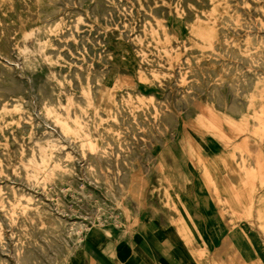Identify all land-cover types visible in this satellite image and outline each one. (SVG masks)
<instances>
[{"label": "rangeland", "instance_id": "obj_1", "mask_svg": "<svg viewBox=\"0 0 264 264\" xmlns=\"http://www.w3.org/2000/svg\"><path fill=\"white\" fill-rule=\"evenodd\" d=\"M0 71V264H148L147 256L185 264L168 231L196 264H226L215 253L236 255L233 238L264 264V169L243 148L249 143L264 162V0H0ZM193 140L204 158L240 176L246 198L235 209L198 187L205 165ZM170 147L171 168L161 157ZM133 176L141 181L140 213L127 182Z\"/></svg>", "mask_w": 264, "mask_h": 264}, {"label": "bare ground", "instance_id": "obj_2", "mask_svg": "<svg viewBox=\"0 0 264 264\" xmlns=\"http://www.w3.org/2000/svg\"><path fill=\"white\" fill-rule=\"evenodd\" d=\"M53 2H54V0H53ZM108 2V1H107ZM134 2H135V0H134ZM144 2V1H143ZM195 3V2H194ZM47 4V3H46ZM76 4V3H75ZM253 4V3H252ZM136 5V4H135ZM46 6V5H45ZM51 7V6H50ZM147 7V6H146ZM120 8V7H119ZM127 8V7H126ZM125 8V9H126ZM121 9V8H120ZM252 10V9H251ZM161 11V10H160ZM62 12V11H61ZM191 12V11H190ZM127 13V12H126ZM133 13V12H132ZM260 13V12H259ZM40 14V13H39ZM253 14V13H252ZM44 15V14H43ZM107 15V14H106ZM110 16V15H109ZM112 16V15H111ZM161 16V15H160ZM165 16V15H164ZM52 17V16H51ZM89 17V16H88ZM93 18V17H92ZM112 18V17H111ZM118 18V17H117ZM129 18V17H128ZM253 18V17H252ZM260 18V17H259ZM86 19V18H85ZM130 19V18H129ZM75 20H77V19H75ZM108 20V19H107ZM78 22H79V20H77ZM98 21H99V19H98ZM107 22V21H106ZM110 22L111 21H109V24H110ZM114 23H115V21H114ZM113 23V24H114ZM77 24V23H76ZM80 24V23H79ZM119 24V23H118ZM59 25V24H58ZM253 25V24H252ZM136 26V25H135ZM89 27V26H88ZM124 27V26H123ZM122 27V28H123ZM248 27V26H247ZM254 27V26H253ZM63 28V27H62ZM76 28V27H75ZM230 29V28H229ZM251 29V28H250ZM253 29V28H252ZM62 30V29H61ZM263 30V29H262ZM41 31V30H40ZM77 31V30H76ZM92 31V30H91ZM139 31V30H138ZM46 32V31H45ZM50 32V31H49ZM124 32V31H123ZM127 32V31H126ZM130 32V31H129ZM48 34V33H47ZM55 34V33H54ZM71 34V33H70ZM104 34V33H103ZM113 34V33H112ZM234 34V33H233ZM260 34V33H259ZM258 34V35H259ZM261 34H262V32H261ZM52 35V34H51ZM111 35V34H110ZM13 36V35H12ZM73 36V35H72ZM91 36V35H90ZM123 36V35H122ZM54 37V36H53ZM128 37V36H127ZM37 38V37H36ZM55 38V37H54ZM71 38V37H70ZM107 38V37H106ZM113 38V37H112ZM13 39V38H12ZM25 39H27V37L25 38ZM96 39V38H95ZM99 40H100V38H99ZM12 41V40H11ZM28 41V40H27ZM39 41V40H38ZM46 41H47V39H46ZM66 42H67V40H65ZM70 41V40H69ZM60 42V41H59ZM71 42V41H70ZM75 42V41H74ZM93 42V41H92ZM105 42V41H104ZM132 42V41H131ZM40 43V42H39ZM38 42H37V45L39 44ZM94 43V42H93ZM97 43V42H96ZM95 43V44H96ZM174 43V42H173ZM28 44V43H27ZM36 44V43H35ZM62 44V43H61ZM98 44V43H97ZM113 44V43H112ZM174 44H176V43H174ZM188 44V43H187ZM14 45V44H13ZM34 45V44H33ZM73 45V44H72ZM15 46V45H14ZM89 46H90V44H89ZM23 47V46H22ZM38 46H36V48H37ZM46 47V46H45ZM91 47V46H90ZM89 47V48H90ZM10 48V47H9ZM14 48V47H13ZM12 48V49H13ZM18 48V47H17ZM39 48V47H38ZM37 48V49H38ZM108 48V47H107ZM49 49V48H48ZM55 49V48H54ZM97 49V48H96ZM9 50V49H8ZM7 50V52H9ZM11 50V49H10ZM44 50V49H43ZM59 50V49H58ZM90 50H92V49H90ZM217 50V49H216ZM13 51V50H12ZM18 51V50H17ZM16 51V52H17ZM79 51V50H78ZM40 52V51H39ZM85 52V51H84ZM24 53V52H23ZM94 53H96V52H94ZM93 53V54H94ZM14 54V53H13ZM70 55V54H69ZM226 55V54H225ZM18 56V55H17ZM46 56H47V54H46ZM106 56V55H105ZM2 57V56H1ZM4 57H6V56H4ZM3 57V58H4ZM49 57V56H48ZM52 57V56H51ZM58 57V56H57ZM56 57V58H57ZM75 57V56H74ZM88 57V56H87ZM104 57V56H103ZM140 57V56H139ZM150 57V56H149ZM43 58H46V57H44L43 56ZM60 58V57H59ZM59 58H57V59H59ZM90 58V57H89ZM97 58V57H96ZM141 58V57H140ZM11 59V58H10ZM40 59H41V57H40ZM101 59H102V57H101ZM17 60V59H16ZM42 60V59H41ZM60 60V59H59ZM92 60V59H91ZM15 61V60H14ZM46 61V60H45ZM64 61V60H63ZM108 61V60H107ZM13 61H11V63H12ZM24 62V61H23ZM44 62V61H43ZM42 62V63H43ZM50 62V61H49ZM57 62V61H56ZM61 62H62V60H61ZM65 62V61H64ZM63 62V63H64ZM106 62V61H105ZM104 62V63H105ZM151 62V61H150ZM164 62V61H163ZM50 63H52V62H50ZM110 63H111V61H110ZM146 63V62H145ZM153 64H155V62L153 63ZM236 64V63H235ZM240 64V63H239ZM3 65V64H2ZM17 65V64H16ZM46 65V64H45ZM52 65V64H51ZM58 65V64H57ZM260 65V64H259ZM11 66V65H10ZM41 66V65H40ZM90 66V65H89ZM99 66V65H98ZM250 66H252V63H251V65ZM8 67V66H7ZM49 67V66H48ZM55 67V66H54ZM88 67V66H87ZM94 67V66H93ZM92 67V68H93ZM158 67V66H157ZM165 67V66H164ZM65 68V67H64ZM70 68V67H69ZM46 69H48V68H46ZM54 69V68H53ZM71 69V68H70ZM177 69V68H176ZM60 70V69H59ZM82 70V69H81ZM97 71V70H96ZM19 72V71H18ZM123 72V71H122ZM258 72V71H257ZM0 73H1V71H0ZM20 73V72H19ZM50 73V72H49ZM98 73V72H97ZM118 73H119V71H118ZM178 73V72H177ZM4 74V73H3ZM23 74V73H22ZM249 74V73H248ZM120 75V74H119ZM211 75H213V74H211ZM253 75V74H252ZM51 76H52V74H51ZM93 76V75H92ZM150 76V75H149ZM90 77V76H89ZM18 78V77H17ZM24 78V77H23ZM34 78V77H33ZM55 78V77H54ZM95 78V77H94ZM180 78V77H179ZM26 79V78H25ZM162 79V78H161ZM169 79V78H168ZM205 79V78H204ZM251 79V78H250ZM178 80V79H177ZM70 81V80H69ZM92 81H93V79H92ZM122 81V80H121ZM134 81V80H133ZM58 82V81H57ZM138 82V81H137ZM162 82V81H161ZM192 82V81H191ZM199 82V81H198ZM206 82V81H205ZM204 82V83H205ZM29 83V82H28ZM59 83V82H58ZM68 83V82H67ZM202 83V82H201ZM207 83V82H206ZM243 83V82H242ZM1 84V83H0ZM189 84V83H188ZM195 84V83H194ZM208 84V83H207ZM215 84V83H214ZM226 84H228L227 83V81H226ZM87 85V84H86ZM97 85V84H96ZM176 85V84H175ZM191 85V84H190ZM196 86H197V84H196ZM195 86V87H196ZM205 86H206V84H205ZM211 86V85H210ZM209 86V87H210ZM244 86V85H243ZM89 87V86H88ZM198 87V86H197ZM203 87V86H202ZM208 87V88H209ZM222 87V86H221ZM70 88V87H69ZM90 88V87H89ZM199 88V87H198ZM219 88H220V86H219ZM223 88V87H222ZM228 88H229V86H228ZM82 89V88H81ZM88 89V88H87ZM93 89H94V87H93ZM192 89V88H191ZM200 89V88H199ZM204 89V88H203ZM213 89V88H212ZM2 90V89H1ZM58 90V89H57ZM196 90V89H195ZM201 90V89H200ZM11 91V90H10ZM91 91V90H90ZM166 91H168V90H166ZM204 91V90H203ZM209 91H211V90H209ZM208 91V92H209ZM131 92V91H130ZM142 92V91H141ZM158 92V91H157ZM193 92V91H192ZM199 92V91H198ZM232 92V91H231ZM244 92V91H243ZM65 93V92H64ZM79 93V92H78ZM181 93V92H180ZM207 93V92H206ZM220 93V92H219ZM60 94V93H59ZM87 94V96H86V98H87V101L90 103V100H91V93L90 92H88V93H85V95ZM140 94V93H139ZM178 94V93H177ZM187 94V93H186ZM192 94V93H191ZM208 94V93H207ZM206 94V95H207ZM221 94V93H220ZM9 95V94H8ZM31 95V94H30ZM82 95V94H81ZM123 95V94H122ZM144 95V94H143ZM188 95V94H187ZM197 95V94H196ZM210 95V94H209ZM215 95V94H214ZM232 95H234V94H232ZM95 96H97V95H95ZM1 97V96H0ZM134 97V96H133ZM179 97V96H178ZM181 97V96H180ZM214 97V96H213ZM223 97V96H222ZM234 97H236V96H234ZM4 98V97H3ZM65 98V97H64ZM73 98V97H72ZM188 98V97H187ZM193 98V97H192ZM202 98H204V97H201V99ZM70 99V98H69ZM170 99V98H169ZM184 99V98H183ZM190 99V98H189ZM198 99V98H197ZM196 99V100H197ZM210 99V98H209ZM212 99V98H211ZM33 100V99H32ZM100 100V99H99ZM185 100V99H184ZM213 100V99H212ZM238 100V99H237ZM9 101V100H8ZM7 101V102H8ZM19 101V100H18ZM134 101V100H133ZM175 101H177V100H175ZM183 101V100H182ZM193 101V100H192ZM205 101V100H204ZM209 101V100H208ZM241 101V100H240ZM24 102V101H23ZM65 102H66V100H65ZM71 102H72V99H71ZM166 102H168V101H166ZM191 102V101H190ZM245 102V101H244ZM70 103V102H69ZM147 103V102H146ZM156 103V102H155ZM173 103V102H172ZM177 103H179V102H177ZM186 104H187V102H185ZM2 104H4V103H2ZM12 104V103H11ZM66 104V103H65ZM157 104V103H156ZM170 104V103H169ZM184 104V103H183ZM198 104H201L200 102L198 103ZM73 105V104H72ZM148 105V104H147ZM238 105V104H237ZM5 106V105H4ZM8 106V105H7ZM11 106H13V105H11ZM23 106V105H22ZM21 106V107H22ZM51 106V105H50ZM87 106V105H86ZM157 106V105H156ZM165 106V105H164ZM169 106V105H168ZM180 106V105H179ZM196 106V105H195ZM24 107V106H23ZM152 107V106H151ZM163 107V106H162ZM165 107H167V106H165ZM188 107V106H187ZM1 108V107H0ZM11 108V107H10ZM46 108V107H45ZM58 108V107H57ZM63 108V107H62ZM61 108V109H62ZM70 108V107H69ZM159 108V107H158ZM164 108V107H163ZM183 108V107H182ZM181 108V109H182ZM23 109V108H22ZM53 109V108H52ZM166 109V108H165ZM174 109H175V107H174ZM45 110V109H44ZM59 110V109H58ZM64 110V109H63ZM173 110V109H172ZM176 110V109H175ZM179 110V109H178ZM188 110V109H187ZM23 111V110H22ZM35 111V110H34ZM45 111H47V110H45ZM52 111V110H51ZM68 111V110H67ZM73 111V110H72ZM82 111V110H81ZM116 111V110H115ZM168 111V110H167ZM170 112H172L171 110H169ZM177 111V110H176ZM199 111V110H198ZM56 112V111H55ZM80 112V111H79ZM125 112V111H124ZM139 112H140V110H139ZM154 112V111H153ZM166 112V111H165ZM69 113V112H68ZM127 113V112H126ZM125 113V114H126ZM138 113V112H137ZM162 113V112H161ZM187 113V112H186ZM185 113V114H186ZM194 113V112H193ZM84 114V113H83ZM148 114H149V112H148ZM164 114V113H163ZM33 115V114H32ZM50 115V114H49ZM65 115H67V114H65ZM69 115H70V113H69ZM68 115V116H69ZM141 115V114H140ZM173 115V114H172ZM24 116V115H23ZM47 116V115H46ZM73 116H74V114H73ZM211 116V115H210ZM49 117V116H48ZM81 117V116H80ZM106 117V116H105ZM131 117V116H130ZM149 117V116H148ZM173 117V116H172ZM175 117V116H174ZM22 118V117H21ZM30 118V117H29ZM32 118V117H31ZM37 118V117H36ZM46 118V117H45ZM53 118V117H52ZM68 118V117H67ZM75 118H77V117H75ZM85 118V117H84ZM150 118V117H149ZM154 118V117H153ZM165 118V117H164ZM163 118V119H164ZM51 119V118H50ZM97 119V118H96ZM127 119V118H126ZM133 119V118H132ZM147 119V118H146ZM158 119V118H157ZM162 119V116H161V121H165V119L163 120ZM22 120V119H21ZM25 120V119H24ZM129 120V119H128ZM174 120V119H173ZM31 121V120H30ZM33 121V120H32ZM38 121V120H37ZM49 121V120H48ZM58 121V123L60 124V126H61V129L62 130H64L65 132H67L69 129H71L68 125H67V121H65V120H63V119H60V118H58L57 120H56V122ZM70 121V120H69ZM90 121V120H89ZM142 121V120H141ZM147 121V120H146ZM157 121H159V120H157ZM157 121H156V123H157ZM176 120H174V122H175ZM7 122H9V121H7ZM22 122V121H21ZM78 122V121H77ZM110 122V121H109ZM133 122V121H132ZM162 122V123H163ZM177 122V121H176ZM30 123V122H29ZM73 123V122H72ZM112 123V122H111ZM119 123V122H118ZM139 123H140V121H139ZM150 123V122H149ZM20 124V123H19ZM23 124V123H22ZM32 124V123H31ZM87 124V123H86ZM104 124V123H103ZM135 124V123H134ZM134 124H132V125H134ZM171 124V123H170ZM21 125V124H20ZM33 125V124H32ZM55 125H57V124H55ZM88 125V124H87ZM114 125V124H113ZM152 125V124H151ZM158 125V124H157ZM156 125V126H157ZM160 125H161V123H160ZM174 125H176V124H174ZM58 126V125H57ZM173 126V125H172ZM6 127V126H5ZM22 127V126H21ZM109 127V126H108ZM131 127V126H130ZM147 127V126H146ZM154 127V126H153ZM177 127V126H176ZM194 127H196L195 125H193V128ZM48 128V127H47ZM56 128V127H55ZM89 128V127H88ZM101 128V127H100ZM132 128V127H131ZM142 128V127H141ZM22 129V128H21ZM60 129V128H59ZM80 131H83V133L85 134V135H88V131H87V129L84 127V126H82V125H80L79 124V128H78ZM151 129V128H150ZM168 129V128H167ZM51 130V129H50ZM101 130H102V128H101ZM123 130V129H122ZM149 130V129H148ZM156 130V129H155ZM172 130V129H171ZM176 130V129H175ZM17 131V130H16ZM28 131H30V129L28 130ZM78 131V130H77ZM136 131V130H135ZM140 131V130H139ZM146 131H147V129H146ZM153 131V130H152ZM159 131V130H158ZM170 131V130H169ZM169 131H168V133H169ZM63 132V131H62ZM61 132V133H62ZM106 132V131H105ZM14 133V132H13ZM121 133V132H120ZM124 134H125V132H123ZM127 133V132H126ZM143 133V132H142ZM158 133V132H157ZM176 133V132H175ZM6 134V133H5ZM20 134V133H19ZM18 134V135H19ZM25 134V133H24ZM26 134H28V133H26ZM79 134V133H78ZM102 134V133H101ZM151 134V133H150ZM172 134V133H171ZM9 135V134H8ZM12 135V134H11ZM13 135H15V134H13ZM43 135V134H42ZM54 135V134H53ZM154 135V134H153ZM59 136V135H58ZM97 136V135H96ZM110 136V135H109ZM117 136V135H116ZM149 136V135H148ZM152 136V135H151ZM159 136V135H158ZM13 137H15V136H13ZM19 137V136H18ZM17 137V138H18ZM24 137V136H23ZM34 137V136H33ZM53 137V136H52ZM67 137V136H66ZM122 137V136H121ZM153 137V136H152ZM195 137V136H194ZM10 138V137H9ZM25 138V137H24ZM139 138V137H138ZM137 138V139H138ZM142 138V137H141ZM173 138V137H172ZM196 138V137H195ZM16 139V138H15ZM110 139H111V137H110ZM109 139V140H110ZM120 139V138H119ZM128 139V138H127ZM145 139V138H144ZM151 139V138H150ZM158 139H159V137H158ZM10 140V139H9ZM19 140V139H18ZM48 140V139H47ZM53 140V139H52ZM65 140H66V138H65ZM69 140V139H68ZM93 140V139H92ZM112 140V139H111ZM133 140V139H132ZM139 140V139H138ZM157 140V139H156ZM173 140V139H172ZM171 140V141H172ZM13 141V140H12ZM20 141V140H19ZM27 141V140H26ZM49 141V140H48ZM54 141V140H53ZM63 141V140H62ZM71 141V140H70ZM113 141V140H112ZM116 141H117V139H116ZM131 141V140H130ZM144 141V140H143ZM146 141V140H145ZM149 141V140H148ZM151 141H153L152 139H151ZM163 141V140H162ZM59 142V141H58ZM64 142V141H63ZM128 142V141H127ZM140 142V141H139ZM154 142H156V141H154ZM153 142V143H154ZM14 143H15V141H14ZM48 143V142H47ZM103 143V142H102ZM112 143V142H111ZM121 143V142H120ZM123 143V142H122ZM144 143H146V142H144ZM19 144V143H18ZM34 144H36V143H34ZM65 144V143H64ZM69 144V143H68ZM118 144V143H117ZM125 144V143H124ZM140 144V143H139ZM148 144V143H147ZM150 144H152V143H150ZM56 145V144H55ZM85 145V144H84ZM116 145V144H115ZM126 145H128V144H126ZM192 145H193V149L195 150V152L198 154V155H200V158H202L203 160H204V165H205V175L202 177V179L200 180V184L198 185V187L200 188V190L202 191V189H204V190H208L209 192H213V193H215L219 198H220V200L224 203V204H226L228 207H231L232 209H235V206H236V200L238 199V198H241V197H245L246 198V196H245V194L243 193V192H241L240 191V188H239V184H240V181H241V178H240V176L237 174V173H235L233 170H231L227 165H226V163H225V166H223L224 168L221 170V166L219 167V165L216 163L217 161L215 160V158L214 157H210L209 159H206V158H204V154L202 153V147H201V145H200V143L196 140V141H194L193 140V143H192ZM23 146V145H22ZM80 146V145H79ZM82 146H83V144H82ZM110 146V145H109ZM117 146V145H116ZM146 146V145H145ZM163 146V145H162ZM1 147V146H0ZM24 147V146H23ZM37 147V146H36ZM43 147V146H42ZM68 147V146H67ZM85 147V146H84ZM84 147H83V149H84ZM126 147V146H125ZM131 147V146H130ZM136 147V146H135ZM139 147V146H138ZM149 147V146H148ZM147 147V148H148ZM17 148V147H16ZM100 148V147H99ZM114 148V147H113ZM119 148V147H118ZM118 148H117V150H118ZM121 148V147H120ZM133 148V147H132ZM243 148H244V150L246 151V153L250 156V158L252 159V163L254 164V168L256 169V170H259V171H262L263 169H264V162H263V160H262V158L260 157V155L257 153V151L255 150V147H253L252 145H250L249 143H244L243 144ZM21 149V148H20ZM30 149V148H29ZM33 149V148H32ZM67 149V148H66ZM90 149L94 152V155H96V157H97V154H96V148H95V144H93V143H91L90 144ZM134 149V148H133ZM257 149V148H256ZM5 150V149H4ZM10 150H12V149H10ZM16 150V149H15ZM14 150V151H15ZM19 150V149H18ZM55 150V149H54ZM71 150V149H70ZM82 150V149H81ZM130 150V149H129ZM148 150H149V148H148ZM6 151V150H5ZM32 151V150H31ZM40 151V150H39ZM46 151V150H45ZM72 151H74V150H72ZM113 151V150H112ZM131 151H132V149H131ZM141 151H143V149L141 150ZM173 151V147H170L169 149H167V151H165V152H163L162 153V155H161V157H162V165H164V166H166V167H169V168H171L173 165H174V162H175V158H174V156L171 154V152ZM88 152V151H87ZM115 152V151H114ZM125 152V151H124ZM12 153V152H11ZM19 153V152H18ZM45 153V152H44ZM81 153H83V152H81ZM123 153V152H122ZM122 153H120V154H122ZM131 153H133V152H131ZM135 153V152H134ZM14 154V153H13ZM12 154V155H13ZM47 154V153H46ZM52 154V153H51ZM51 154H49V156L51 155ZM59 154V153H58ZM114 154V153H113ZM124 154V153H123ZM146 154V153H145ZM150 154V153H149ZM17 155V154H16ZM140 155V154H139ZM67 156V155H66ZM110 156V155H109ZM132 156V155H131ZM137 156V155H136ZM25 157V156H24ZM41 157V156H40ZM44 157V156H43ZM55 157V156H54ZM71 157V156H70ZM95 157V156H94ZM107 157V156H106ZM105 157V158H106ZM115 157V156H114ZM122 157V156H121ZM139 157V156H138ZM150 157V156H149ZM17 158V157H16ZM19 158V157H18ZM17 158V159H18ZM27 158V157H26ZM45 158V157H44ZM100 158V157H99ZM108 158V157H107ZM130 158V157H129ZM134 158V157H133ZM8 159V158H7ZM14 159V158H13ZM20 159V158H19ZM57 159V158H56ZM104 159V158H103ZM121 159V158H120ZM16 160V159H15ZM39 160V159H38ZM83 160V159H82ZM107 160V159H106ZM114 160V159H113ZM124 160H126V159H124ZM137 160H138V158H137ZM139 160H140V158H139ZM34 161V160H33ZM104 161V160H103ZM103 161H101V162H103ZM116 161V160H115ZM118 161H119V159H118ZM149 161V160H148ZM2 162V161H1ZM17 162V161H16ZM19 162V161H18ZM17 162V163H18ZM23 162V161H22ZM25 162V161H24ZM40 162V161H39ZM44 162V164H46V161H43ZM62 162H63V160H62ZM61 162V163H62ZM69 162V161H68ZM87 162V161H86ZM98 162V161H97ZM100 162V161H99ZM122 162V161H121ZM125 162V161H124ZM131 162H133V160H131ZM140 162V161H139ZM150 162V161H149ZM27 163V162H26ZM80 163V162H79ZM105 163V162H104ZM112 163V162H111ZM116 163V162H115ZM130 163V162H129ZM143 163V162H142ZM2 164V163H1ZM7 164V163H6ZM16 164V163H15ZM70 164V163H69ZM103 164V163H102ZM120 164V163H119ZM124 164H126V163H124ZM132 164V163H131ZM145 164V163H144ZM154 164V163H153ZM14 165V164H13ZM54 165V164H53ZM90 165V164H89ZM114 165H116V164H114ZM2 166V165H1ZM11 167H12V165H10ZM24 166H26V165H24ZM66 166V165H65ZM103 166V165H102ZM113 166V165H112ZM117 166V165H116ZM133 166V165H132ZM7 167V166H6ZM50 167V166H49ZM58 167V166H57ZM82 167V166H81ZM123 167V166H122ZM143 167V166H142ZM157 167H159V166H157ZM1 168V167H0ZM22 168V167H21ZM116 168V167H115ZM120 168V167H119ZM129 168V167H128ZM9 169V168H8ZM53 169V168H52ZM51 169V170H52ZM58 169V168H57ZM86 169H87V167H86ZM94 169V168H93ZM126 168H123V170H125ZM144 170H142V173H145V172H148V170L150 169V167L148 166V165H146L144 168H143ZM3 170V169H2ZM17 170V169H16ZM50 170V171H51ZM65 170V169H64ZM95 170V169H94ZM97 170V169H96ZM117 170V169H116ZM119 170V169H118ZM225 170V171H224ZM22 171H23V169H22ZM30 171V170H29ZM49 171V170H48ZM67 171V170H66ZM71 171V170H70ZM89 171V170H88ZM9 172H11V171H9ZM20 172V171H19ZM94 172V171H93ZM116 172V171H115ZM120 172V171H119ZM128 172V171H127ZM17 173V172H16ZM26 173H28V172H26ZM25 173V174H26ZM47 173V172H46ZM54 173V172H53ZM56 173V172H55ZM102 173V172H101ZM100 173V174H101ZM112 173V172H111ZM117 173V172H116ZM115 173V174H116ZM149 173V172H148ZM30 174V173H29ZM48 174V173H47ZM50 174V173H49ZM61 174V173H60ZM89 174V173H88ZM103 174V173H102ZM120 174V173H119ZM118 174V175H119ZM146 174V173H145ZM17 175V174H16ZM30 175H32V174H30ZM41 175V174H40ZM110 175V174H109ZM18 176H20V175H18ZM45 176V175H44ZM53 176V175H52ZM64 176V175H63ZM70 176V175H69ZM102 176V175H101ZM117 176V175H116ZM121 176H122V173H121ZM124 176V175H123ZM128 176H129V174H128ZM147 176V175H146ZM155 176V175H154ZM1 177H3V176H1ZM16 177V176H15ZM21 177V176H20ZM46 177V176H45ZM62 177V176H61ZM74 177V176H73ZM83 177V176H82ZM103 177V176H102ZM106 177V178H105ZM104 178L106 179V180H108V177L107 176H105ZM157 177H159V176H157ZM4 178V177H3ZM6 178V177H5ZM25 178V177H24ZM28 178H30V177H28ZM92 178V177H91ZM117 178H119L118 176H117ZM117 178H115V179H117ZM7 179V178H6ZM13 179V178H12ZM73 179V178H72ZM113 179V178H112ZM125 179V178H124ZM26 180V179H25ZM59 180V179H58ZM62 180V179H61ZM64 180V179H63ZM84 180V179H83ZM119 180V179H118ZM156 180V179H155ZM32 181V180H31ZM31 181H30V183H31ZM46 181H47V179H46ZM46 181H44V182H46ZM50 181V180H49ZM95 181V180H94ZM102 181V180H101ZM105 181V180H104ZM112 181V180H111ZM157 181V180H156ZM1 182V181H0ZM13 182V181H12ZM11 182V183H12ZM34 182V181H33ZM57 182V181H56ZM116 182V181H115ZM124 182V181H123ZM127 182H129V187H130V190H131V194H132V197L134 198V201H135V205L134 206H136V209H137V211H138V213H140V211H141V200H140V196H141V192H140V188H141V181H140V177L139 176H133L132 178H130V180L128 181L127 180ZM21 183V182H20ZM29 183V184H30ZM35 183V182H34ZM54 183H55V181H54ZM105 183V182H104ZM122 183V182H121ZM155 183V182H154ZM89 184H92V183H89ZM118 184V183H117ZM124 183H122V185H123ZM28 185V184H27ZM35 185V184H34ZM46 185V184H45ZM50 185V184H49ZM69 185V184H68ZM81 185V184H80ZM104 185V184H103ZM115 185V184H114ZM128 185V184H127ZM1 186V185H0ZM8 186V185H7ZM17 186V185H16ZM22 186H24V185H22ZM40 186V185H39ZM85 186V185H84ZM95 186V185H94ZM118 186H120V185H118ZM37 187V186H36ZM121 187V186H120ZM5 188V187H4ZM24 188V187H23ZM32 188V187H31ZM58 188V187H57ZM60 188H62V187H60ZM125 188H127V186L125 187ZM56 189V188H55ZM64 189V188H63ZM117 189L119 190V188L117 187ZM122 189V188H121ZM123 189H124V187H123ZM149 189V188H148ZM12 190V189H11ZM32 190V189H31ZM50 190V189H49ZM105 190V189H104ZM109 190V189H108ZM18 191V190H17ZM23 191V190H22ZM30 191V190H29ZM52 191V190H51ZM36 192V191H35ZM46 192V191H45ZM105 192V191H104ZM117 192H119V191H117ZM149 192V191H148ZM5 193V192H4ZM24 193V192H23ZM106 193V192H105ZM111 193V192H110ZM157 193V192H156ZM155 193V194H156ZM25 194V193H24ZM55 194V193H54ZM79 194V193H78ZM84 194V192H82V195ZM123 194V193H122ZM161 194V193H160ZM10 195V194H9ZM28 195V194H27ZM57 195V194H56ZM109 195V194H108ZM3 196V195H2ZM23 196V195H22ZM43 196H45V195H43ZM150 196V195H149ZM51 197V196H50ZM90 197V196H89ZM111 197V196H110ZM109 197V198H110ZM29 198V197H28ZM27 198V199H28ZM37 198V197H36ZM90 199V198H89ZM8 200V199H7ZM33 200V199H32ZM108 200V199H107ZM113 200V199H112ZM200 200V199H199ZM30 201V200H29ZM38 201V200H37ZM48 201V200H47ZM57 201V200H56ZM81 201V200H80ZM200 201H202L205 205H207V199H206V197H204L203 199L201 198V200ZM16 202V201H15ZM19 203H20V201H18ZM97 202V201H96ZM14 203V202H13ZM102 203V202H101ZM108 203H110V202H108ZM112 203V202H111ZM155 203V202H154ZM5 204V203H4ZM27 204V203H26ZM59 204V203H58ZM81 204V203H80ZM95 204V203H94ZM28 205V204H27ZM97 205V204H96ZM10 206V205H9ZM22 206H23V204H22ZM28 207V206H27ZM39 207V206H38ZM62 207V206H61ZM85 207V206H84ZM107 207V206H106ZM0 208H2V207H0ZM31 208V207H30ZM36 208V207H35ZM92 208V207H91ZM94 208H96V207H94ZM108 208V207H107ZM133 208V207H132ZM9 209H10V207H9ZM38 209V208H37ZM167 209V208H166ZM59 210V209H58ZM115 210V209H114ZM36 211V210H35ZM43 211V210H42ZM98 211V210H97ZM8 212V211H7ZM24 212H26V211H24ZM38 212V211H37ZM37 212H35V213H37ZM73 212V211H72ZM91 212V211H90ZM94 212V211H93ZM150 212V211H149ZM2 213V212H1ZM4 213V212H3ZM19 213H21V212H18V215H19ZM27 213V212H26ZM104 213V212H103ZM8 214V213H7ZM10 214V213H9ZM8 214V215H9ZM42 214V213H41ZM45 214V213H44ZM150 214H153V213H150ZM1 215V214H0ZM53 215V214H52ZM86 215V214H85ZM136 215H137V213H136ZM6 216V215H5ZM10 216V215H9ZM20 216V215H19ZM22 216V215H21ZM37 216V215H36ZM64 216V215H63ZM110 216V215H109ZM1 217V216H0ZM8 217V216H7ZM3 218V217H2ZM20 218V217H19ZM25 218H26V216H25ZM27 218H29V217H27ZM46 218V217H45ZM87 218V217H86ZM93 218H97L98 220V222H99V224H102V221H101V219L99 218V215H98V212L93 216ZM92 217H91V219H93ZM105 218V217H104ZM109 218V217H108ZM154 217L152 216V219H153ZM161 218V217H160ZM3 219H5V218H3ZM2 219V220H3ZM13 219V218H12ZM34 219V218H33ZM48 219V218H47ZM55 219V218H54ZM89 219V218H88ZM163 219V218H162ZM51 220V219H50ZM16 221V220H15ZM32 221V220H31ZM84 221V220H83ZM87 221V220H86ZM1 222V221H0ZM4 222H5V220H4ZM13 222V221H12ZM19 221H17V223H18ZM45 222V221H44ZM93 222V221H92ZM40 223V222H39ZM60 223V222H59ZM75 223V222H74ZM12 224V223H11ZM36 224V223H35ZM44 224V223H43ZM17 225V224H16ZM29 225V224H28ZM252 225V224H251ZM7 226V225H6ZM12 226V225H11ZM32 226V225H31ZM48 226V225H47ZM51 226V225H50ZM56 226V225H55ZM67 226V225H66ZM74 226V225H73ZM1 228V227H0ZM12 228V227H11ZM17 228V227H16ZM41 228V227H40ZM4 229V228H3ZM6 229V228H5ZM10 229V228H9ZM22 229V228H21ZM58 229V228H57ZM142 229V231H143V233H145V235L151 240V237L150 236H148V231H147V228L146 227H142L141 228ZM1 230V229H0ZM40 230V229H39ZM44 230V229H43ZM49 230V229H48ZM47 230V231H48ZM52 230V229H51ZM56 230V229H55ZM183 230H185L186 232H188V231H190L191 233H193L194 234V237L196 238V237H198L197 236V233H196V230H195V227H193V226H190V225H188V224H185L184 225V229ZM5 231V230H4ZM22 231V230H21ZM27 231H29V230H27ZM54 231V230H53ZM79 231V230H78ZM159 231V230H158ZM1 232V231H0ZM12 232V231H11ZM24 232V231H23ZM2 234H3V232H1ZM5 233V232H4ZM13 233V232H12ZM58 233H59V231H58ZM160 234V233H159ZM158 234V235H159ZM4 235V234H3ZM8 235V234H7ZM10 235V234H9ZM15 235V234H14ZM13 235V236H14ZM85 235V234H84ZM138 235V234H137ZM19 236V235H18ZM23 236V235H22ZM57 236V235H56ZM80 236V235H79ZM167 236L171 239V241L173 242V244H174V247H175V249L177 250V253H178V256L181 258V260L185 263V264H196V260H195V256L192 254V253H190L186 248H185V245H184V243L182 242V240H181V238L177 235V234H175V233H172V231H168V233H167ZM3 237V236H2ZM1 237V238H2ZM11 237V236H10ZM15 237V236H14ZM14 237H12V238H14ZM67 237V236H66ZM78 237V236H77ZM5 237H3V239H4ZM7 238V237H6ZM28 238V237H27ZM142 238V237H141ZM164 238V237H163ZM16 239V238H15ZM6 240V239H5ZM12 240V239H11ZM18 240V239H17ZM78 240H79V242L81 243V244H83L84 242H83V237L82 236H80L79 238H78ZM3 241V240H2ZM9 241V240H8ZM24 241V240H23ZM230 241V240H229ZM232 241H234V244H233V247H231V248H234L236 251H237V254L236 255H234L232 252H229V250H227V249H225V250H222L221 248H220V250L217 252V253H215V258H218L219 256H220V254L221 255H226V258H227V261H226V264H258V262H256V260H254V258L251 256V257H249V256H247V254L246 253H249L248 252V246H247V244H246V242H244V240H242V239H239V238H236V240H234V238L232 239ZM1 242V241H0ZM228 242V241H227ZM226 242V243H227ZM22 243V242H21ZM37 243V242H36ZM47 243V242H46ZM124 244V243H123ZM122 244V245H123ZM9 245V244H8ZM35 245V244H34ZM126 245V244H125ZM11 246V245H10ZM13 246V245H12ZM16 246V245H15ZM14 246V247H15ZM143 246V245H142ZM205 246H206V244H205ZM6 247V246H5ZM7 248H9L10 249V247H7ZM84 248H85V257H90V254H89V250L86 248V246H85V244H84ZM8 249V250H9ZM26 249V248H25ZM7 250V249H6ZM6 250H4V251H6ZM73 250V249H72ZM153 250V249H152ZM204 250V247H202L201 248V251H203ZM75 251V250H74ZM132 251V250H131ZM130 251V252H131ZM17 252V251H16ZM151 252V251H150ZM2 253V252H1ZM119 253H121V252H119ZM125 253V252H124ZM5 254V253H4ZM16 254V253H15ZM75 254V253H74ZM159 254V253H158ZM9 256H10V254H9ZM20 256H21V254H20ZM8 257V256H7ZM16 257V256H15ZM26 257V256H25ZM6 258V257H5ZM11 258H12V256H11ZM10 258V259H11ZM69 258V257H68ZM62 259H64V258H62ZM66 260V259H65ZM87 261V260H86ZM2 262V261H1ZM18 262V261H17ZM132 262V261H131ZM6 263V262H5ZM16 263V262H15ZM19 263V262H18ZM129 263H130V261H129ZM7 264H9L8 262H7ZM27 264H29V263H27ZM33 264H34V262H33ZM151 264H157V262H156V260H154V258H152L151 259Z\"/></svg>", "mask_w": 264, "mask_h": 264}, {"label": "crops", "instance_id": "obj_3", "mask_svg": "<svg viewBox=\"0 0 264 264\" xmlns=\"http://www.w3.org/2000/svg\"><path fill=\"white\" fill-rule=\"evenodd\" d=\"M146 258H147V263H148V264H151V259H152V257L147 256Z\"/></svg>", "mask_w": 264, "mask_h": 264}]
</instances>
